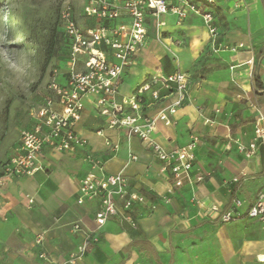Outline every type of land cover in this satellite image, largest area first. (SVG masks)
<instances>
[{
	"label": "crops",
	"instance_id": "crops-1",
	"mask_svg": "<svg viewBox=\"0 0 264 264\" xmlns=\"http://www.w3.org/2000/svg\"><path fill=\"white\" fill-rule=\"evenodd\" d=\"M193 2L202 13L212 14L216 36L192 12L182 20L171 13L147 18L146 40L122 72L118 99L133 94L157 70L185 74L186 99L170 126L157 124L153 138L172 150L195 136L192 177L201 170L203 180L168 194L171 176L162 172L150 149L137 137L108 129L89 97L76 126L87 146L69 152L44 147L38 172L0 186V264H264L259 261L264 253L262 224L246 215L264 188V144L258 141L250 158L237 149L254 141L260 116L264 129V0ZM233 6H243L237 20L230 14ZM80 11L82 21L76 16L77 22L92 26ZM234 27L243 34L230 35ZM234 47L235 52L230 50ZM162 96L154 103L146 94L142 112L153 115L175 97ZM32 125L30 116L24 129ZM106 139L118 144L117 152H111ZM88 154L103 160L104 174H123L130 189L146 197L145 204L132 210L136 229L117 218L97 228L98 200L77 204L79 182L91 170ZM237 200L240 207L234 205ZM212 206L218 212L209 211ZM227 211L237 218L223 224L219 216ZM74 224L80 225L79 232L71 231ZM90 231L88 250L69 262Z\"/></svg>",
	"mask_w": 264,
	"mask_h": 264
},
{
	"label": "built area",
	"instance_id": "built-area-1",
	"mask_svg": "<svg viewBox=\"0 0 264 264\" xmlns=\"http://www.w3.org/2000/svg\"><path fill=\"white\" fill-rule=\"evenodd\" d=\"M188 12L201 15L210 35L216 36L212 14L202 13L193 0H86L82 15L93 21L90 27H82L77 22L71 3L63 2L58 18L68 42L66 58L63 62H57L51 70L48 93L30 115L33 125L19 132L18 144L3 163L0 186L10 178L28 177L38 172L41 169L39 155L44 147L54 152H69L87 146V140L77 133L76 126L81 121L84 101L89 97L93 98L97 112L105 118L108 129L121 130L127 138L137 137L150 149L161 163L162 172H168L171 176L172 187L167 190L168 194L184 184L201 182L205 177L203 171L199 170L192 177L194 150L198 142L195 136L187 145L172 150H167L153 138L158 123L164 126L173 123L171 117L177 113L188 93V77L183 73L164 75L157 70L133 94L118 99L122 72L133 64L137 51L146 40L147 18L158 19L171 13L182 20ZM236 49L230 48L233 52ZM163 93L174 94L171 104L153 115L144 114L142 108L147 107L146 94L156 103L163 98ZM262 120L260 116L255 122L254 141L247 147H237L246 158L254 155L258 141L264 144ZM105 141L111 152H117V143L108 139ZM86 158L91 170L79 182L77 204L98 200L99 207L94 218L97 228H101L109 219L117 218L120 223L136 229L132 210L136 205L145 204L146 197L132 191L123 174H104L103 160L92 154ZM130 160L136 161L137 157L130 156ZM28 202L33 204L32 198H28ZM234 205L240 207L241 202L237 200ZM150 209H154V206H150ZM209 211L218 212V209L212 206ZM246 215L261 222L264 244V188ZM236 218L237 215L231 211L219 216L223 224ZM80 229L79 224H74L71 231L76 233ZM93 233L90 231L84 235L78 253L72 254L69 262L85 254ZM37 242H40V237ZM259 261L264 263V253Z\"/></svg>",
	"mask_w": 264,
	"mask_h": 264
},
{
	"label": "rangeland",
	"instance_id": "rangeland-1",
	"mask_svg": "<svg viewBox=\"0 0 264 264\" xmlns=\"http://www.w3.org/2000/svg\"><path fill=\"white\" fill-rule=\"evenodd\" d=\"M66 1L81 23L86 0H0V164L48 93L51 70L63 52L57 12ZM242 8L233 6V20ZM228 33L243 34L235 27Z\"/></svg>",
	"mask_w": 264,
	"mask_h": 264
},
{
	"label": "trees",
	"instance_id": "trees-1",
	"mask_svg": "<svg viewBox=\"0 0 264 264\" xmlns=\"http://www.w3.org/2000/svg\"><path fill=\"white\" fill-rule=\"evenodd\" d=\"M59 9H60V8H59ZM59 9H58V12H57V23H58V25L60 26V22H59V18H58ZM67 50H68V42H67V39H66V37H65V38H64V41H63V52H62V55L59 56L57 62H59V61L63 62V61L65 60V58H66V54H67ZM55 65H56V64H55ZM55 65H54V66H55ZM3 163H4V162H2V163L0 164V176H1V173H2V172H1V168H2Z\"/></svg>",
	"mask_w": 264,
	"mask_h": 264
}]
</instances>
